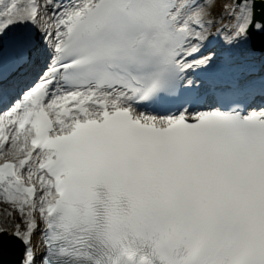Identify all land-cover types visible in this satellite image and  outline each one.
<instances>
[{
  "label": "snow or ice",
  "instance_id": "1",
  "mask_svg": "<svg viewBox=\"0 0 264 264\" xmlns=\"http://www.w3.org/2000/svg\"><path fill=\"white\" fill-rule=\"evenodd\" d=\"M0 202V264H264V0H0Z\"/></svg>",
  "mask_w": 264,
  "mask_h": 264
},
{
  "label": "rangeland",
  "instance_id": "2",
  "mask_svg": "<svg viewBox=\"0 0 264 264\" xmlns=\"http://www.w3.org/2000/svg\"><path fill=\"white\" fill-rule=\"evenodd\" d=\"M6 207H7L6 204L0 202V210H3V209L6 208ZM17 219L19 220V216H17Z\"/></svg>",
  "mask_w": 264,
  "mask_h": 264
},
{
  "label": "bare ground",
  "instance_id": "3",
  "mask_svg": "<svg viewBox=\"0 0 264 264\" xmlns=\"http://www.w3.org/2000/svg\"><path fill=\"white\" fill-rule=\"evenodd\" d=\"M35 242H36L37 244H40V240H39L38 237H35ZM38 251H39V250H38Z\"/></svg>",
  "mask_w": 264,
  "mask_h": 264
}]
</instances>
